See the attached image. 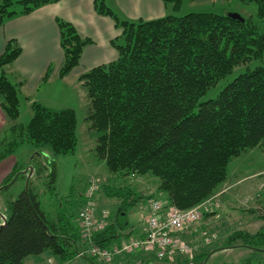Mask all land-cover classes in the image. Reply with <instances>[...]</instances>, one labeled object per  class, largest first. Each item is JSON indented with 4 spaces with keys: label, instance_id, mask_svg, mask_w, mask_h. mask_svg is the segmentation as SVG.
<instances>
[{
    "label": "trees",
    "instance_id": "16d2710c",
    "mask_svg": "<svg viewBox=\"0 0 264 264\" xmlns=\"http://www.w3.org/2000/svg\"><path fill=\"white\" fill-rule=\"evenodd\" d=\"M59 1L0 0V28L10 17ZM163 1L173 2L176 12L181 5V0ZM240 1L256 3L258 20L224 8L134 21L121 18L105 0H95L96 11L112 17L122 29L112 40L118 57L85 71L78 81L89 100L86 119L97 132L94 153L111 174L157 178V194L184 209L219 190L228 180L233 158L264 145V0ZM57 25L63 49L58 75L64 78L80 64L91 39L82 37L69 21L57 18ZM21 51L18 41L11 39L0 55V103L9 120L0 132V162L26 143L35 152L27 162L15 163L0 191L24 176L28 167L33 174L27 188L7 200L8 213L0 226V264H25L29 256L45 251L66 261L83 245L78 222L83 192L80 199L61 202L50 213L40 196L45 186L56 188V158L77 151V114L71 107L34 101L29 122H17L25 80L9 77L7 68ZM252 61L261 63L232 79L215 98L201 101L237 66ZM49 75L50 69L43 81ZM109 185L102 183V190L121 201L94 237L104 247L124 236L122 230L130 226L128 212L137 201L154 197L129 183ZM234 246L264 248V227L255 233L236 229L219 249ZM216 249L165 261L205 264Z\"/></svg>",
    "mask_w": 264,
    "mask_h": 264
},
{
    "label": "rangeland",
    "instance_id": "374dc122",
    "mask_svg": "<svg viewBox=\"0 0 264 264\" xmlns=\"http://www.w3.org/2000/svg\"><path fill=\"white\" fill-rule=\"evenodd\" d=\"M169 4L170 6H173V2H170ZM180 4L181 6L179 10H177V12L176 10H173V12L177 14H185L193 11V9L190 8L188 0H181ZM241 10L243 11L241 14L245 16L252 15L253 18L257 19L256 3H245L241 6ZM259 63L261 62L252 61L248 65L237 66L231 74L222 79L216 86L210 88L201 98V101L215 98L220 90L232 79L240 73L245 72L248 67L253 68ZM67 92V94L60 97V100L51 98L53 101H47L46 105L58 109L71 107L76 111L79 137L78 148L75 153L60 155L56 158L58 171L56 188L52 191L49 187H44L45 190L40 196L43 208L50 213L55 211L61 202L66 200L73 201V198L80 199V192L84 190V184L91 178H95L99 182V188L95 193L97 204L105 205L110 208L113 213L119 208L118 205L121 200L110 196L107 192L102 190V183L110 184L108 188H117L125 183H129L138 186L146 195H148L149 192L150 194H153L154 189L159 182L157 178L153 179L137 176L119 178L108 171L105 161L99 159L94 153L97 132L90 127V123L86 119L89 111V100L85 88L79 82L77 91L74 89H67ZM41 99L46 101V98ZM31 116L32 110L30 108L28 109L27 104L21 97L20 116L17 122L28 123ZM34 152V146L29 143L18 147L16 152L8 157L9 161L7 162V169L12 161H14V165L15 162H27L33 156ZM13 167L10 170V173L13 170ZM253 173L258 174L241 184L234 185L239 179ZM9 185L10 191H8V193L10 194V198L16 199L22 191L26 189L27 179L19 177L16 180V178H14ZM229 185H232L231 190L235 194V199H232L233 208H231L230 212L224 217L222 216L223 214L220 208L205 214L201 219V231L198 230L197 227L193 228V231L189 234L188 240L192 244H200L196 254L201 253L203 250L210 251L214 248H218L209 255L205 264H264V248L257 247L256 250L249 247L234 246L226 249H219L227 234L236 229H243L250 233H255L264 227V145L250 149L242 155L233 158L229 164L228 180L214 194L219 193L220 196L221 192H224V190H222L223 187ZM230 186L226 187L225 190L230 188ZM226 191H228V189ZM99 192L101 195H99ZM147 202L148 200L146 197L140 198L129 210L130 214L128 215V220L135 222L144 214L146 215L145 210ZM7 213L8 210L1 205L0 201V219H4L3 217ZM223 221L225 222V225L222 227ZM207 239H210L211 241L208 242ZM143 256L145 255L142 254V252L135 251L133 254H122L119 259L122 262L121 264H173L169 261L158 260L152 255L146 257ZM139 257H143L142 263L140 262V259H138ZM183 258L186 257L184 256ZM113 261L105 264H113ZM188 264H192V261L188 262Z\"/></svg>",
    "mask_w": 264,
    "mask_h": 264
},
{
    "label": "crops",
    "instance_id": "0c3cea01",
    "mask_svg": "<svg viewBox=\"0 0 264 264\" xmlns=\"http://www.w3.org/2000/svg\"><path fill=\"white\" fill-rule=\"evenodd\" d=\"M105 1L107 5L113 8L121 18L127 20H150L163 17L169 13H174L173 6H170L169 3H166L163 0ZM94 2L95 0H60L59 2L42 6L29 14L10 17L0 28V55L4 51L8 40L11 39L17 40L22 48L19 57L11 66L7 68V74L13 79L22 78L25 80V84L23 85L21 91V97L27 104L28 109H31V104L34 101H38L46 105L47 101H53L51 98L60 100L61 96L68 93L67 89H74L77 91L79 83L78 77L82 73L93 67L108 64L117 59L118 52L113 46L112 40L121 35L122 29L115 24L112 17L99 14L95 9ZM188 2L190 3V8L193 9V11H219L224 8H228L238 13H243L241 6L245 4L240 0H188ZM57 18L73 23L82 37L91 39V43L87 44L83 49L80 64L64 78H60L58 75V70L63 60V49L61 47ZM48 69H50L49 78L48 80L43 81V76ZM41 98H46V101H43ZM7 123H9V120L6 119L0 103V132ZM8 159L9 158L0 162V188L3 186L5 178L10 174V170L14 165V161H12L7 169ZM22 172L25 174L22 176L25 179H27L29 174H31L29 169ZM258 173H253L249 176L243 177L234 185L241 184L244 181L256 176ZM229 186L223 187L222 190H224V192H221L219 196L221 203L219 208L222 211L223 215H221L223 217L230 212L231 208H233L232 199H235V194L231 190L232 185L230 188H227L228 191H226L227 189L225 190V188ZM8 188L9 187H5L2 191H0L1 205L6 210L7 200L10 198V194L8 193L10 188ZM99 195H101V193ZM148 195H150V192ZM153 195L159 197L164 196L162 194H157V185L154 189ZM99 207L106 206L99 205ZM109 210L110 216H112L114 213L110 208ZM129 214L130 213L128 212V215ZM223 217L222 219L224 220ZM138 221L132 222L129 220L130 226L122 230V234H124V236H122L119 240H116V242L111 244L109 247L114 244L121 243L129 236H143L146 228V215L144 214L138 219ZM224 221L222 227L225 225L224 223L226 221ZM3 223L4 219H0V225H3ZM196 227L201 231V222ZM133 253L134 252L130 254ZM142 254L154 256L153 254H147L144 252H142ZM119 257L120 256H117L114 259L113 264L122 263ZM142 258L143 257H139L138 259L142 260ZM88 263L96 264L88 258L72 257L66 261H62L60 258L52 255L50 251H45L39 255L29 256L25 260V264ZM97 264L101 263L98 262Z\"/></svg>",
    "mask_w": 264,
    "mask_h": 264
},
{
    "label": "built area",
    "instance_id": "2783aa9c",
    "mask_svg": "<svg viewBox=\"0 0 264 264\" xmlns=\"http://www.w3.org/2000/svg\"><path fill=\"white\" fill-rule=\"evenodd\" d=\"M98 188V180L91 178L83 193L84 202L78 215L83 245L76 257L90 256L102 263H109L117 256L135 251L154 254L161 260L172 261L179 256L193 257L200 244H192L185 236L198 226L205 213L220 207L219 193L184 209L166 200L151 198L147 206L144 235L131 236L119 244L104 247L97 244L94 237L107 226L110 212L107 208L98 207L95 199Z\"/></svg>",
    "mask_w": 264,
    "mask_h": 264
},
{
    "label": "water",
    "instance_id": "95a60500",
    "mask_svg": "<svg viewBox=\"0 0 264 264\" xmlns=\"http://www.w3.org/2000/svg\"><path fill=\"white\" fill-rule=\"evenodd\" d=\"M233 14H239V13H237V12H235V13H233ZM30 171H31V173H32V171H33V168L32 167H30ZM30 176H31V174H29V176H28V178H27V185H28V182H29V178H30ZM26 188H27V186H26ZM4 224V223H3Z\"/></svg>",
    "mask_w": 264,
    "mask_h": 264
}]
</instances>
